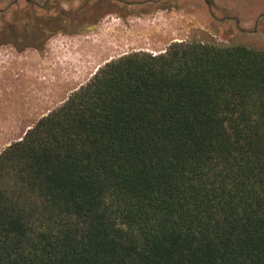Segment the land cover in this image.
<instances>
[{
  "label": "trees",
  "instance_id": "obj_1",
  "mask_svg": "<svg viewBox=\"0 0 264 264\" xmlns=\"http://www.w3.org/2000/svg\"><path fill=\"white\" fill-rule=\"evenodd\" d=\"M0 264H264V50L99 66L0 152Z\"/></svg>",
  "mask_w": 264,
  "mask_h": 264
},
{
  "label": "rangeland",
  "instance_id": "obj_2",
  "mask_svg": "<svg viewBox=\"0 0 264 264\" xmlns=\"http://www.w3.org/2000/svg\"><path fill=\"white\" fill-rule=\"evenodd\" d=\"M175 41L264 50V0H0V152L105 62Z\"/></svg>",
  "mask_w": 264,
  "mask_h": 264
},
{
  "label": "flooded vegetation",
  "instance_id": "obj_3",
  "mask_svg": "<svg viewBox=\"0 0 264 264\" xmlns=\"http://www.w3.org/2000/svg\"><path fill=\"white\" fill-rule=\"evenodd\" d=\"M87 21L88 20H85V22H87ZM64 22H65V20H64ZM55 30H59V31H68L69 30L70 31L69 26L66 23H64V24L58 23V26L54 27V29L38 33L32 39H26V38L23 39V37L21 40L18 39L16 41L15 45L17 46L18 49H19V47H28V46L39 47L40 43H42V41H44Z\"/></svg>",
  "mask_w": 264,
  "mask_h": 264
},
{
  "label": "bare ground",
  "instance_id": "obj_4",
  "mask_svg": "<svg viewBox=\"0 0 264 264\" xmlns=\"http://www.w3.org/2000/svg\"><path fill=\"white\" fill-rule=\"evenodd\" d=\"M62 61V60H61Z\"/></svg>",
  "mask_w": 264,
  "mask_h": 264
}]
</instances>
